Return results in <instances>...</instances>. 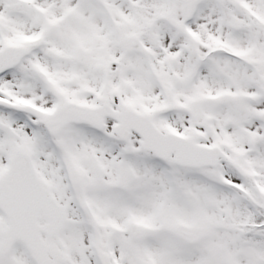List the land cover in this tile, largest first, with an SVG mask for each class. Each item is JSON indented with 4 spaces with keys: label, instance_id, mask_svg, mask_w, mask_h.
<instances>
[{
    "label": "snow or ice",
    "instance_id": "obj_1",
    "mask_svg": "<svg viewBox=\"0 0 264 264\" xmlns=\"http://www.w3.org/2000/svg\"><path fill=\"white\" fill-rule=\"evenodd\" d=\"M0 264H264V0H0Z\"/></svg>",
    "mask_w": 264,
    "mask_h": 264
}]
</instances>
